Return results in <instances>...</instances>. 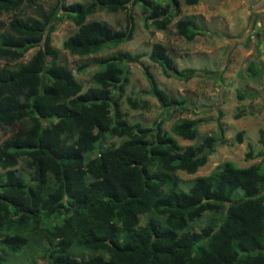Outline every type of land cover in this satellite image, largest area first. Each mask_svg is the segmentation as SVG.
Segmentation results:
<instances>
[{"label": "trees", "instance_id": "trees-1", "mask_svg": "<svg viewBox=\"0 0 264 264\" xmlns=\"http://www.w3.org/2000/svg\"><path fill=\"white\" fill-rule=\"evenodd\" d=\"M53 1L46 8L40 0H0V17L9 15L0 18V127L13 129L0 141V263L27 252L29 264L40 257L41 264H264V158L244 167L228 160L185 188L178 171L196 173L218 137L198 138L197 119H179L173 133L164 120L131 122L121 104L130 83L127 62L143 54L99 55L134 38V5L163 30L180 15L182 1L199 0ZM101 9L126 11V26L89 19ZM65 19L78 29L64 48L93 56L98 66L86 90L52 44ZM175 27L189 41L197 36L194 15L182 16ZM149 58L169 77L191 76L162 42L153 44ZM248 69L262 73L254 61ZM144 72L166 111L185 103L169 97L148 66ZM127 100L132 108L146 105L138 96ZM114 137L121 141L108 144ZM177 137L201 142L183 146ZM254 158L253 150L247 153L246 159ZM21 161L28 178L18 168Z\"/></svg>", "mask_w": 264, "mask_h": 264}, {"label": "rangeland", "instance_id": "rangeland-1", "mask_svg": "<svg viewBox=\"0 0 264 264\" xmlns=\"http://www.w3.org/2000/svg\"><path fill=\"white\" fill-rule=\"evenodd\" d=\"M40 1L46 8L54 4L53 0ZM76 1L85 0H63L66 5ZM158 1L165 4L170 0ZM133 13L136 20L134 38L116 49L99 54L105 55L115 50L143 54L139 62H127L130 83L121 100L127 118L146 126H153L155 122L164 120L163 128L169 133H173L172 127L179 119H197L198 138L207 134L218 137L214 153L196 173L178 171L184 180L183 186L187 188L190 180L210 174L228 160L242 167L259 163L264 158L259 155L264 151V144L261 142V130L264 129V0H199L194 5L182 1L180 15L163 30L157 28L155 18L150 17V12L144 13L141 5H134ZM184 15H194L196 18L198 29L193 41L177 33L175 23ZM127 16L126 11L112 13L101 9L89 19L104 20L116 28H123L126 26ZM0 18L7 20L9 15L3 14ZM77 29L78 26L70 19L58 23L57 30L52 33V44L60 50L61 61L84 83L86 90L94 85L91 76L98 69L93 63V56L73 55L63 46L64 40ZM155 42H162L167 46L179 69L192 70L188 79L167 76L161 65L149 58ZM39 48L40 45H36L30 49L22 60L27 61ZM252 61L261 68V75L255 76L248 69ZM85 63L88 65L79 70ZM4 64L5 60L0 58V67ZM145 66L150 68L169 97L179 98L185 103L166 111L151 94V85L144 72ZM239 91L245 94L244 98L239 97ZM129 96H138L146 105L132 108L127 100ZM239 112L243 116L236 118L235 115ZM12 132L10 127H0V141ZM239 133L242 134V141L239 140ZM177 139L183 146L201 142L197 139ZM120 141V137H114L107 142L118 144ZM251 150L255 158L248 160L247 153ZM18 168L28 178L30 171L25 162L21 161ZM207 215L208 213L195 224V228L205 224ZM30 257L27 252L16 257L11 255L5 264H29ZM42 261L40 257L36 262L41 264Z\"/></svg>", "mask_w": 264, "mask_h": 264}, {"label": "clouds", "instance_id": "clouds-1", "mask_svg": "<svg viewBox=\"0 0 264 264\" xmlns=\"http://www.w3.org/2000/svg\"><path fill=\"white\" fill-rule=\"evenodd\" d=\"M82 57V56H81Z\"/></svg>", "mask_w": 264, "mask_h": 264}]
</instances>
